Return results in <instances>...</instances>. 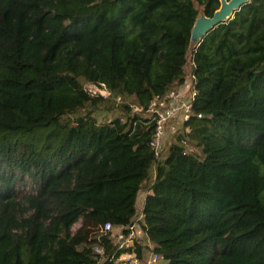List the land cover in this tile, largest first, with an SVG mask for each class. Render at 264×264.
<instances>
[{
    "label": "trees",
    "instance_id": "1",
    "mask_svg": "<svg viewBox=\"0 0 264 264\" xmlns=\"http://www.w3.org/2000/svg\"><path fill=\"white\" fill-rule=\"evenodd\" d=\"M219 6L0 0V264H264V0L211 30L189 61L200 8ZM190 74L195 115L159 159L146 109ZM112 100L121 113L100 121ZM141 215L125 248L101 232Z\"/></svg>",
    "mask_w": 264,
    "mask_h": 264
},
{
    "label": "built area",
    "instance_id": "2",
    "mask_svg": "<svg viewBox=\"0 0 264 264\" xmlns=\"http://www.w3.org/2000/svg\"><path fill=\"white\" fill-rule=\"evenodd\" d=\"M196 76L190 74L181 86L172 88L166 95L154 98L149 107L146 109L145 116L152 118L155 121V132L153 136L152 146L157 158L161 159L163 156L166 142L169 137L177 134L180 128L175 122L181 120L184 125L185 122L195 115L193 111V104L197 97L198 91L195 87ZM89 90L93 95H100L105 98H114L112 92L106 87L105 84H94L89 86ZM118 102H121V97H116ZM134 111H140L138 106L132 107ZM201 116V114H199ZM184 128V127H183ZM188 130V128H186ZM187 144L186 141H184ZM142 215L134 220L128 226L115 227L112 223L108 222L101 227L102 233L113 232L116 235V243L119 248H125L132 244L139 236L143 234V229L139 223ZM126 230L129 233H126ZM96 251L103 252V248L96 247ZM158 254H151L145 257L144 262L135 254H123L120 257L122 264H155L158 260Z\"/></svg>",
    "mask_w": 264,
    "mask_h": 264
},
{
    "label": "water",
    "instance_id": "3",
    "mask_svg": "<svg viewBox=\"0 0 264 264\" xmlns=\"http://www.w3.org/2000/svg\"><path fill=\"white\" fill-rule=\"evenodd\" d=\"M250 1L251 0H220V6L215 10L212 16L206 15L204 7H201L191 31L188 60H192L194 49L211 30L231 20L236 12Z\"/></svg>",
    "mask_w": 264,
    "mask_h": 264
},
{
    "label": "rangeland",
    "instance_id": "4",
    "mask_svg": "<svg viewBox=\"0 0 264 264\" xmlns=\"http://www.w3.org/2000/svg\"><path fill=\"white\" fill-rule=\"evenodd\" d=\"M201 10V8H200ZM114 100L112 101H108L106 103H102L100 104L97 108H96V117L100 120V121H105L107 119L113 118L115 115L120 114V110L117 109V107L114 106ZM175 124H177L179 126L180 129H183V124L181 122V120H177L175 122ZM185 128V127H184ZM173 138H170L169 141H172ZM31 188V183H29L26 186V190H29ZM145 197V192H142L140 195V202L144 199ZM82 225V219L79 220L74 226H73V230H77L80 226Z\"/></svg>",
    "mask_w": 264,
    "mask_h": 264
}]
</instances>
